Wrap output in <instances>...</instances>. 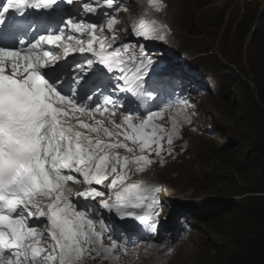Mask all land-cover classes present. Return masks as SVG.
<instances>
[{
  "label": "snow or ice",
  "instance_id": "1",
  "mask_svg": "<svg viewBox=\"0 0 264 264\" xmlns=\"http://www.w3.org/2000/svg\"><path fill=\"white\" fill-rule=\"evenodd\" d=\"M148 4L158 12L166 7L163 0ZM61 5H75L76 11L60 16L55 31L29 38L28 10L59 14ZM122 10L114 0H6L0 5V264H83L93 253L116 262L117 253L128 249L112 239L104 219L93 218L97 204L149 227L158 215L159 188L125 182L134 172H145L153 154L163 162L165 141L171 155L178 117L191 119L183 104L159 99L168 68L156 62L154 70L143 45L130 52V43L117 44ZM97 13L103 22L85 18ZM168 31L144 19L133 26L134 35L145 40L166 41ZM72 54H81V60L69 63ZM149 100L155 110L150 106L139 115L140 105ZM85 112L93 114V122L82 119ZM166 113L170 129L157 123ZM95 114L104 119L96 120ZM69 184H84L85 190L74 192Z\"/></svg>",
  "mask_w": 264,
  "mask_h": 264
},
{
  "label": "rangeland",
  "instance_id": "2",
  "mask_svg": "<svg viewBox=\"0 0 264 264\" xmlns=\"http://www.w3.org/2000/svg\"><path fill=\"white\" fill-rule=\"evenodd\" d=\"M168 2L171 11L164 17L175 29L172 52L189 56L211 85L208 93L191 94L192 105L183 108L198 135L185 152L189 158L174 164L168 145L163 162L153 154L158 177L163 173L166 183L159 187L171 209L167 218L179 213L189 231L181 238L165 227L164 238L141 245L135 249L137 256L114 262L93 253L83 264H221L223 257L237 253L246 243L244 211L264 206V177L254 151L255 144L264 141V0ZM206 4L209 10L200 18ZM119 5L126 9L118 13L115 26L120 42L129 36L134 17L129 0ZM222 18V25L211 26ZM158 60L163 59L158 56ZM112 215L119 217L115 211ZM102 219L106 225L119 222Z\"/></svg>",
  "mask_w": 264,
  "mask_h": 264
},
{
  "label": "trees",
  "instance_id": "3",
  "mask_svg": "<svg viewBox=\"0 0 264 264\" xmlns=\"http://www.w3.org/2000/svg\"><path fill=\"white\" fill-rule=\"evenodd\" d=\"M254 151L260 175L264 177V141L257 142ZM244 212L243 224L249 233L246 243L237 253L223 257L221 264H264V206L259 210L247 208ZM213 256L216 258V254Z\"/></svg>",
  "mask_w": 264,
  "mask_h": 264
},
{
  "label": "bare ground",
  "instance_id": "4",
  "mask_svg": "<svg viewBox=\"0 0 264 264\" xmlns=\"http://www.w3.org/2000/svg\"><path fill=\"white\" fill-rule=\"evenodd\" d=\"M146 1L148 3V0H146ZM168 7H170V4L169 3L166 5L165 9L168 8ZM162 12H158L155 9H152L149 6V4L147 6H143V5L142 6H139V8H138V15H145L146 14L145 15L146 17L143 18L144 20H146V21H149V20L156 21L159 24L165 25L162 22V20H161V16H162L161 14H162ZM169 35H170V33L167 32V39H166V41H169L170 42L171 38L169 37ZM84 120H86V119H84ZM86 121H88V120H86ZM157 123L165 126L166 129H170L171 128V119L167 118L165 115H164V117L162 119H159L157 121ZM105 126L110 127L111 125L108 124L107 121H105ZM180 133L182 134V136L184 138H190V136L192 134L191 133V129H190L189 125H187V124L182 126V128L180 129ZM130 177H131V175H130ZM133 177H134V179H137V182H140L141 181L140 173L135 174Z\"/></svg>",
  "mask_w": 264,
  "mask_h": 264
}]
</instances>
